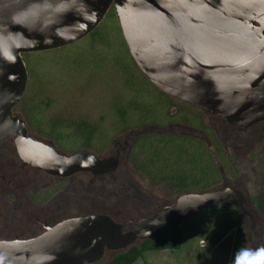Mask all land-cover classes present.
<instances>
[{
  "label": "water",
  "instance_id": "1",
  "mask_svg": "<svg viewBox=\"0 0 264 264\" xmlns=\"http://www.w3.org/2000/svg\"><path fill=\"white\" fill-rule=\"evenodd\" d=\"M112 8L125 49L159 92L244 130L264 121V0H0V141L15 137L20 161L66 177L104 175L115 157H64L26 138L13 114L26 86L21 55L57 50L90 34ZM233 200L254 220L240 192L185 193L151 216L116 223L105 215L66 220L30 240L0 241V264H97L162 237L187 214Z\"/></svg>",
  "mask_w": 264,
  "mask_h": 264
},
{
  "label": "rangeland",
  "instance_id": "2",
  "mask_svg": "<svg viewBox=\"0 0 264 264\" xmlns=\"http://www.w3.org/2000/svg\"><path fill=\"white\" fill-rule=\"evenodd\" d=\"M93 31L96 34L90 36ZM93 31L66 47L21 55L27 81L12 112L23 120L28 132L46 139L41 132L49 123L60 130L66 121L75 124L83 121L86 126L96 127L91 146L85 150L99 156L111 152L114 142L122 145L125 141L130 145L143 135H192V140L183 142V150L189 152L199 147L204 157L196 164L190 161L195 153L190 157L182 153L175 165L166 157L169 169L158 170L163 162L149 153L134 156L131 162L121 153L118 169L102 181L101 197L97 198L96 205L87 206L85 213H102L116 223L149 217L177 197L172 178L183 179L187 188L193 189L186 192L197 193L198 187L193 181L201 176L197 168H203L206 160L208 164L221 167L218 174L209 171L207 175L203 171L208 190L230 188L241 193L245 208L253 215L252 247L259 248L264 235L250 200L264 190L261 153L264 121L238 131L195 108L171 98L163 99L161 92L144 78L130 59L113 10L105 14ZM121 107H127L128 115L133 118L145 117V122L131 131L117 129ZM165 111L173 120L160 119ZM36 114L37 121L31 120ZM72 131V128L61 129L60 146L68 152L77 150L80 145V142L70 144ZM216 148L219 151L215 154ZM125 179L131 188H120L119 183ZM176 227L181 235L178 250L146 252L134 264H232L238 249L250 248L249 221L239 214L233 200L189 213ZM110 257V254L103 255L97 264Z\"/></svg>",
  "mask_w": 264,
  "mask_h": 264
},
{
  "label": "flooded vegetation",
  "instance_id": "3",
  "mask_svg": "<svg viewBox=\"0 0 264 264\" xmlns=\"http://www.w3.org/2000/svg\"><path fill=\"white\" fill-rule=\"evenodd\" d=\"M81 123L85 124L83 121ZM69 124L66 121L63 125ZM25 131L26 138L33 139L64 157L87 153L102 159L115 157L117 154V168L104 175L95 176L88 172H77L66 177L54 176L22 163L15 150L13 142L15 137L0 141V241L34 239L45 233L46 229H51L66 220L104 215L85 213V208L96 205L97 198L101 197L103 191L102 181L118 169L121 153L127 160L135 140L130 145L125 141L122 145L114 142L111 152L99 156L86 151L80 145L72 152L63 150L60 139L57 141L51 132L48 135L41 132L46 138L42 139L36 133L28 132L26 125ZM187 137L193 138L192 135ZM119 184L120 188L132 186L126 179Z\"/></svg>",
  "mask_w": 264,
  "mask_h": 264
},
{
  "label": "trees",
  "instance_id": "4",
  "mask_svg": "<svg viewBox=\"0 0 264 264\" xmlns=\"http://www.w3.org/2000/svg\"><path fill=\"white\" fill-rule=\"evenodd\" d=\"M111 11H112V8H109V10L107 12H111ZM95 34H96L95 31H93L90 34V36H93ZM160 96L163 99L169 100V98L167 96L163 95L162 93H160ZM128 110L129 109L127 107L126 108L121 107V109H119V115L121 116V118H120L121 121H120V124L117 125V127H116L117 129L119 128L122 131H131L134 128L141 126L145 122V120H146L145 117L140 118L138 116V117L133 118V117L129 116L127 113ZM130 112H132V111H130ZM130 112H129V114H130ZM122 115H123V117H122ZM37 116H38L37 114L34 117L32 116L33 118H31V120L32 119L36 120ZM154 119H155V117H154ZM160 119L161 120L164 119V121H171V120H173V117L170 116L167 113V111H165L163 113V116H160ZM52 125H53V123H49L47 129H45V130L43 129L42 133H44V135H48L50 131L52 133L54 131V132H56L54 134L55 139L58 141L62 135L61 129L64 130V129H71L72 128L73 133H72L71 137H69V141L74 142V143L80 142V147L87 148V149L90 148L91 142L93 139V133L96 130L95 126L89 127V126H86L85 124H83L81 122L78 124L70 122V124L67 126L61 125L60 130H57L56 129L57 127L52 126ZM88 128H91V130ZM236 130H238V129H236ZM238 131H241V130H238ZM186 140L190 141L192 139L187 137V136L185 137V135H183V134L172 135L170 133L154 134V135H148V136L143 135L139 138L137 137V139H135V142L133 143V145L130 148V152H129V155L127 157V161L131 162V161H133L132 159L134 156L140 157V156H143L144 153H149L151 156H154L155 158H158L161 160V162H163L162 166L157 167L158 170H160L162 168L167 170V169H169V166L167 164L168 163L167 161L169 158H170V160L172 159V162L175 165V160H176V162H178V159H180L179 157H181L180 155L182 153H184L185 156L190 157L191 153L193 152L196 154V156L190 157V159H191L190 161L193 163H196V164H200L199 162L202 159L201 157H204L202 154V151L200 150L199 147H196L195 150L185 152V150H183V148H182V146H183L182 144ZM146 150H148V152H146ZM217 150L218 149L216 148L215 154L219 151V150L218 151ZM261 153L264 157V145L261 148ZM166 157L168 158L167 160H166ZM219 162L221 163V166L224 168L225 163H223V160L221 157L219 158ZM204 163H205L204 164L205 166L203 168H197L199 170V173L201 174V176L193 181V184H195L198 187V188H196V190H198L197 193L209 191L207 188L208 186H206L207 177H205V175L203 174V171L207 175H208L209 171H214V172H216L215 174H218L219 168L221 169L220 166L217 167L216 165H214V163L208 164L206 160ZM172 179H173L172 184L174 185L173 190H174L175 194H178L177 196H179L181 194H185V193H190V192H186V190H188L189 188H187V184H185L183 179L178 178V177H174ZM263 183H264V176H263ZM189 190H193V189L190 188ZM250 202L255 207V214L257 216H259V218H260L261 230H262V233L264 235V190L257 197L252 198L250 200ZM143 218H145V217H143ZM176 225H177V223L170 226L168 228V230L165 232V234L162 237H159L157 239L142 241L138 244H134L133 246L129 247L128 249H126L123 252H118V253L106 252V253H104V255L110 254L111 257L109 259H107L102 264H134L137 260L141 259L142 255L146 252H159V251H164V250H168V251L178 250L180 247L181 235H180ZM260 247H264V241L262 242Z\"/></svg>",
  "mask_w": 264,
  "mask_h": 264
},
{
  "label": "clouds",
  "instance_id": "5",
  "mask_svg": "<svg viewBox=\"0 0 264 264\" xmlns=\"http://www.w3.org/2000/svg\"><path fill=\"white\" fill-rule=\"evenodd\" d=\"M232 264H264V247H241L236 251Z\"/></svg>",
  "mask_w": 264,
  "mask_h": 264
}]
</instances>
